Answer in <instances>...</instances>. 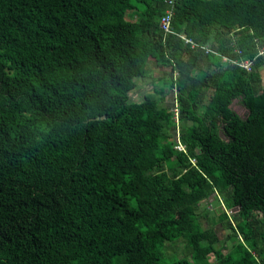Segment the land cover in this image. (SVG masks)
Listing matches in <instances>:
<instances>
[{
	"label": "trees",
	"instance_id": "obj_1",
	"mask_svg": "<svg viewBox=\"0 0 264 264\" xmlns=\"http://www.w3.org/2000/svg\"><path fill=\"white\" fill-rule=\"evenodd\" d=\"M166 10L0 0V264H264V56L251 72L221 58L256 57L264 0H179L164 36ZM151 59L169 67L185 152L170 108L129 102ZM210 197L238 208L227 254L199 221ZM179 238L190 259L163 261Z\"/></svg>",
	"mask_w": 264,
	"mask_h": 264
},
{
	"label": "rangeland",
	"instance_id": "obj_2",
	"mask_svg": "<svg viewBox=\"0 0 264 264\" xmlns=\"http://www.w3.org/2000/svg\"><path fill=\"white\" fill-rule=\"evenodd\" d=\"M169 71L168 66L157 65L152 59L148 62L145 74L135 79L136 87L128 93L129 102H141L146 98H152L157 100L159 106L170 108L174 99L175 91L170 87V77L166 72ZM174 77H178V72H174ZM212 89H208L199 98V111L200 115L203 114L205 107L209 101ZM232 111L240 118L244 119L247 115V110L241 105L240 101L234 100L230 105ZM185 123H180L182 126ZM174 123V129L165 131V135L168 139L175 140L177 138V128ZM197 213L199 214V221L202 228L207 230H213L218 238L219 242L217 248H221L225 254H227L230 248V243L225 242L231 230L227 223L231 219V210L226 209L222 200L210 197L200 202ZM163 261H172L178 258H189L190 252L187 247V242L179 238L178 240L165 243L164 248L161 250ZM210 264H215L214 258L209 257Z\"/></svg>",
	"mask_w": 264,
	"mask_h": 264
},
{
	"label": "built area",
	"instance_id": "obj_3",
	"mask_svg": "<svg viewBox=\"0 0 264 264\" xmlns=\"http://www.w3.org/2000/svg\"><path fill=\"white\" fill-rule=\"evenodd\" d=\"M179 0H163L165 5L167 6V10L165 11V14L160 18L159 21V28L163 32L164 36L170 35V34H175L172 28V18H173V8L175 4ZM178 37L184 42V44L190 45L191 48H197L198 45L195 44L191 39L187 38L184 34H179ZM205 53H213L208 47L202 46L200 47ZM215 55H218L217 53ZM264 56V46L258 48L257 55L254 59L252 60H232L227 57L221 56L222 62L235 65L239 67L242 70H245L246 72H251L254 66V61L257 57ZM175 91V90H174ZM175 93V92H174ZM170 112L172 113V119L174 123L176 124L177 128V138H176V144L174 148L179 151V152H185L184 146L181 144L179 140V116H180V111L177 103V98H176V93L174 95V99L172 102V105L170 107Z\"/></svg>",
	"mask_w": 264,
	"mask_h": 264
},
{
	"label": "water",
	"instance_id": "obj_4",
	"mask_svg": "<svg viewBox=\"0 0 264 264\" xmlns=\"http://www.w3.org/2000/svg\"><path fill=\"white\" fill-rule=\"evenodd\" d=\"M220 136H221L222 139H225V137L221 133H220ZM218 199H221V198L218 197ZM237 211H238V208H234V209L231 210L232 213L233 212H237Z\"/></svg>",
	"mask_w": 264,
	"mask_h": 264
},
{
	"label": "crops",
	"instance_id": "obj_5",
	"mask_svg": "<svg viewBox=\"0 0 264 264\" xmlns=\"http://www.w3.org/2000/svg\"><path fill=\"white\" fill-rule=\"evenodd\" d=\"M261 75H262V86L264 88V68L261 69Z\"/></svg>",
	"mask_w": 264,
	"mask_h": 264
}]
</instances>
